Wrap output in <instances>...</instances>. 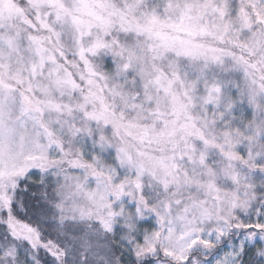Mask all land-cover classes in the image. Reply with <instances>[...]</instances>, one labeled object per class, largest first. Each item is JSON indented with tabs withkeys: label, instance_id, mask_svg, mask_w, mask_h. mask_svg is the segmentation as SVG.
<instances>
[{
	"label": "snow or ice",
	"instance_id": "6c2138e0",
	"mask_svg": "<svg viewBox=\"0 0 264 264\" xmlns=\"http://www.w3.org/2000/svg\"><path fill=\"white\" fill-rule=\"evenodd\" d=\"M0 264H264V0H0Z\"/></svg>",
	"mask_w": 264,
	"mask_h": 264
}]
</instances>
